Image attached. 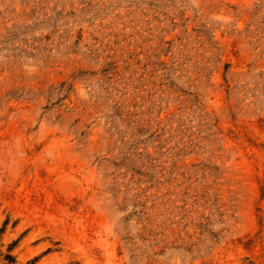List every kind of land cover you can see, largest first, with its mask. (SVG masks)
Here are the masks:
<instances>
[{"label":"rangeland","instance_id":"obj_1","mask_svg":"<svg viewBox=\"0 0 264 264\" xmlns=\"http://www.w3.org/2000/svg\"><path fill=\"white\" fill-rule=\"evenodd\" d=\"M0 264H264V0H0Z\"/></svg>","mask_w":264,"mask_h":264}]
</instances>
